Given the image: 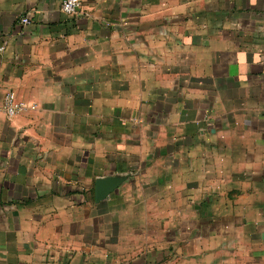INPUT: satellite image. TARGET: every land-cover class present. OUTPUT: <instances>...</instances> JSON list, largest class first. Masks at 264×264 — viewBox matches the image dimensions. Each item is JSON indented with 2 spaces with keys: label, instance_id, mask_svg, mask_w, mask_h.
<instances>
[{
  "label": "crops",
  "instance_id": "1",
  "mask_svg": "<svg viewBox=\"0 0 264 264\" xmlns=\"http://www.w3.org/2000/svg\"><path fill=\"white\" fill-rule=\"evenodd\" d=\"M61 4L0 0V264H264V0Z\"/></svg>",
  "mask_w": 264,
  "mask_h": 264
},
{
  "label": "built area",
  "instance_id": "2",
  "mask_svg": "<svg viewBox=\"0 0 264 264\" xmlns=\"http://www.w3.org/2000/svg\"><path fill=\"white\" fill-rule=\"evenodd\" d=\"M81 0H62L61 10L67 15H75L79 12ZM24 23H28V18H23ZM4 47H1L3 49ZM28 104L16 98L15 94L10 91L4 96V108L8 115L15 116L22 113L27 108Z\"/></svg>",
  "mask_w": 264,
  "mask_h": 264
},
{
  "label": "water",
  "instance_id": "3",
  "mask_svg": "<svg viewBox=\"0 0 264 264\" xmlns=\"http://www.w3.org/2000/svg\"><path fill=\"white\" fill-rule=\"evenodd\" d=\"M117 186V183L112 180L100 181L96 184V199L103 200L106 198L113 189Z\"/></svg>",
  "mask_w": 264,
  "mask_h": 264
}]
</instances>
